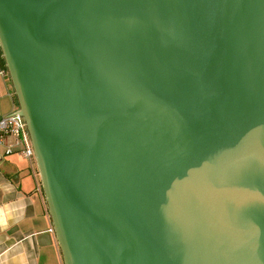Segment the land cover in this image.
<instances>
[{"label": "water", "instance_id": "water-1", "mask_svg": "<svg viewBox=\"0 0 264 264\" xmlns=\"http://www.w3.org/2000/svg\"><path fill=\"white\" fill-rule=\"evenodd\" d=\"M0 48L64 264H264V0H0Z\"/></svg>", "mask_w": 264, "mask_h": 264}, {"label": "crops", "instance_id": "crops-1", "mask_svg": "<svg viewBox=\"0 0 264 264\" xmlns=\"http://www.w3.org/2000/svg\"><path fill=\"white\" fill-rule=\"evenodd\" d=\"M16 109L10 78L0 69V115ZM51 228L36 159L0 145V264H64Z\"/></svg>", "mask_w": 264, "mask_h": 264}, {"label": "built area", "instance_id": "built-area-1", "mask_svg": "<svg viewBox=\"0 0 264 264\" xmlns=\"http://www.w3.org/2000/svg\"><path fill=\"white\" fill-rule=\"evenodd\" d=\"M1 71L4 70L1 69ZM7 114L9 113L0 115V145L4 147L6 153L18 150L28 159L35 158L32 143L28 136L27 125L24 124L26 123L24 117L20 116L19 112L3 117ZM51 230L54 231V228H51Z\"/></svg>", "mask_w": 264, "mask_h": 264}, {"label": "trees", "instance_id": "trees-1", "mask_svg": "<svg viewBox=\"0 0 264 264\" xmlns=\"http://www.w3.org/2000/svg\"><path fill=\"white\" fill-rule=\"evenodd\" d=\"M0 69H2L5 72H7V67H6L5 60H4L3 55H2L1 48H0Z\"/></svg>", "mask_w": 264, "mask_h": 264}]
</instances>
